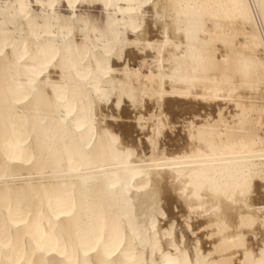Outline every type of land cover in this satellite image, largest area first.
I'll use <instances>...</instances> for the list:
<instances>
[{
  "label": "bare ground",
  "instance_id": "1",
  "mask_svg": "<svg viewBox=\"0 0 264 264\" xmlns=\"http://www.w3.org/2000/svg\"><path fill=\"white\" fill-rule=\"evenodd\" d=\"M0 264H264V0H0Z\"/></svg>",
  "mask_w": 264,
  "mask_h": 264
},
{
  "label": "rangeland",
  "instance_id": "2",
  "mask_svg": "<svg viewBox=\"0 0 264 264\" xmlns=\"http://www.w3.org/2000/svg\"><path fill=\"white\" fill-rule=\"evenodd\" d=\"M31 8H32V13H37L38 11H39V6L36 4V3H32L31 4ZM56 12L58 13V15L59 16H61L62 18H66V17H72V18H76L77 16H79V15H83V14H87V15H89L91 18H94V19H96L97 21H98V19H99V21L101 22L102 20H103V18H104V16H105V14H104V12L102 11V9L100 8V6H98V4H88V3H83V4H80L76 9H71L70 7H68V5L64 2V1H62L60 4H58L57 6H56ZM147 20L148 21H152V13H148V15H147ZM73 36H74V39L76 40V41H80L81 40V38L79 37V35L77 34V32L75 31L74 32V34H73ZM134 50H135V52H137V54H139L140 56H143V57H145V59L146 60H151V56L153 55V53L152 52H149V51H147L146 53H143V52H139V51H137L135 48H133ZM142 60H136V61H127V63H128V65L130 66V69H137L138 67H139V64H140V62H141ZM125 106V108L127 109V106L126 105H124ZM133 109H127L126 110V116L128 117L127 119H129V120H131V121H128L127 119V121H125V122H127V123H129V122H131V123H134V122H132V121H134L133 120V118H135V112H134V110L132 111ZM216 110H217V108H216ZM108 111V109L106 110V112ZM108 112H111V111H108ZM134 114H133V113ZM129 115H130V117H129ZM121 122V121H120ZM179 127H180V125H178ZM177 126V127H178ZM178 127V128H179ZM137 131H139V129L137 128V129H135L134 130V135L133 136H136V137H134V138H138L137 140H138V142L140 141V139L142 140V141H146V139H145V137H143L144 135H142L143 134V132H137ZM176 133H178V131H176ZM169 134H171V132H169ZM182 135H183V133H181ZM140 136H142V137H140ZM171 137L172 138H175L176 136L175 135H172L171 134ZM167 142H168V140H167ZM148 152V151H147ZM202 231V230H201ZM200 231V232H201ZM204 231V230H203ZM199 232V231H198ZM197 232V234H199L200 235V232L198 233Z\"/></svg>",
  "mask_w": 264,
  "mask_h": 264
}]
</instances>
